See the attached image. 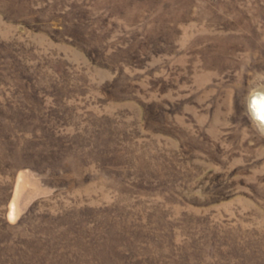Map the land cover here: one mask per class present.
Returning a JSON list of instances; mask_svg holds the SVG:
<instances>
[{
	"label": "rangeland",
	"instance_id": "obj_1",
	"mask_svg": "<svg viewBox=\"0 0 264 264\" xmlns=\"http://www.w3.org/2000/svg\"><path fill=\"white\" fill-rule=\"evenodd\" d=\"M259 92L264 0H0V264H264Z\"/></svg>",
	"mask_w": 264,
	"mask_h": 264
},
{
	"label": "bare ground",
	"instance_id": "obj_2",
	"mask_svg": "<svg viewBox=\"0 0 264 264\" xmlns=\"http://www.w3.org/2000/svg\"><path fill=\"white\" fill-rule=\"evenodd\" d=\"M249 105L255 111L257 118L264 117V95L262 93L254 94Z\"/></svg>",
	"mask_w": 264,
	"mask_h": 264
},
{
	"label": "clouds",
	"instance_id": "obj_3",
	"mask_svg": "<svg viewBox=\"0 0 264 264\" xmlns=\"http://www.w3.org/2000/svg\"><path fill=\"white\" fill-rule=\"evenodd\" d=\"M255 126L257 128V131L264 135V117H258L255 121Z\"/></svg>",
	"mask_w": 264,
	"mask_h": 264
},
{
	"label": "water",
	"instance_id": "obj_4",
	"mask_svg": "<svg viewBox=\"0 0 264 264\" xmlns=\"http://www.w3.org/2000/svg\"><path fill=\"white\" fill-rule=\"evenodd\" d=\"M249 109H250V112L252 114V116L256 119L257 118V115L254 113L255 111H253L252 107L249 105Z\"/></svg>",
	"mask_w": 264,
	"mask_h": 264
}]
</instances>
